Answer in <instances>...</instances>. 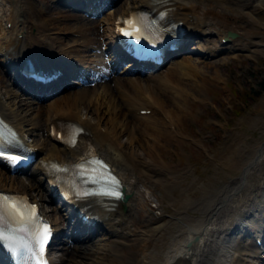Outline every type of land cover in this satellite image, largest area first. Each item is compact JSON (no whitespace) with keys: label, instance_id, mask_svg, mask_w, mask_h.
Segmentation results:
<instances>
[{"label":"bare ground","instance_id":"bare-ground-1","mask_svg":"<svg viewBox=\"0 0 264 264\" xmlns=\"http://www.w3.org/2000/svg\"><path fill=\"white\" fill-rule=\"evenodd\" d=\"M162 6L169 8L170 17L182 22L190 36L204 38L198 50L208 57L220 52L235 55L240 51L254 56L264 45V20L258 12L264 8V0H130L90 25L79 14L54 11L52 6L40 7L35 0H0V65L3 68L7 55L14 61L21 57L53 56L57 60L91 62L84 50L102 45L107 48L106 37L113 34L119 15ZM230 32L237 37H230L224 44L222 40ZM213 37L219 41L215 42ZM1 67L0 84L7 86V90L0 92V110L10 123L30 136L47 130L41 144L45 147L49 144L52 149H44L42 160L64 163L79 161L90 153L99 154L115 167L125 181L126 193L131 195L125 203L98 210L100 220L112 228L114 237L97 243L94 236H89L84 245L69 246L71 262L228 264V246L238 239L225 235L226 229L238 224L244 228L261 223L264 177L253 180V176L262 174L264 143L254 147L244 160L237 159V155L245 141L231 140L221 159L237 176H227L224 181L221 176L224 171L215 169L212 175L181 190L169 211L163 196L155 195L158 189L168 191L175 186L171 167L162 165L155 152L170 140H178L177 120L184 111V103L209 76L199 70L192 58L184 56L169 62L168 67L145 78L113 77L97 90H66L46 104L24 100L10 80L4 85L5 69ZM142 110L151 112L141 115ZM65 121L77 122L88 132L79 147L60 145L49 137L51 126ZM123 136L126 141L122 140ZM42 182V179H30L23 188L17 176H10L0 167V188L25 190L41 202L48 196L42 191ZM151 196L156 200V209L152 207ZM157 210L161 214H156ZM54 222L58 225V220ZM135 246L139 249L137 254H124L125 249ZM254 248L258 247L249 246L250 250H246L253 252Z\"/></svg>","mask_w":264,"mask_h":264},{"label":"rangeland","instance_id":"rangeland-1","mask_svg":"<svg viewBox=\"0 0 264 264\" xmlns=\"http://www.w3.org/2000/svg\"><path fill=\"white\" fill-rule=\"evenodd\" d=\"M128 1L130 0H122L120 5ZM35 2L40 7L51 6L48 0ZM258 12L264 20V8ZM214 41H219V38L215 37ZM187 57L192 58L199 70L209 76L199 85L200 89L197 87L192 91L193 94L184 103V111L177 120L180 127L178 140H170L155 152L162 165L170 166L173 172V189H158L155 194L163 196L164 206L168 211L173 201L182 194L181 190L196 180L212 175L215 169L224 171L221 173L224 181L227 176L235 177L237 173H233L227 162L224 163L221 159L231 140L237 138L245 141L237 155V159L244 160L252 154L254 147L264 143V45L254 56L240 51L235 55L218 53L210 58ZM6 90L0 84V91L5 93ZM255 93L258 96L255 97ZM126 139V136L122 137L123 141ZM162 158H165L164 161ZM261 172V175L254 174L253 180L264 177V166ZM25 183L28 181L25 180ZM147 196L150 197V194ZM258 198L261 199L260 195ZM151 200L152 207L156 209L157 203L153 196ZM155 213L159 215L161 211L157 210ZM104 238L107 235L96 237L95 242H102L100 240ZM138 252L137 246L124 250L126 255ZM63 254L65 264H71L66 251ZM114 264L120 262L115 261Z\"/></svg>","mask_w":264,"mask_h":264},{"label":"snow or ice","instance_id":"snow-or-ice-1","mask_svg":"<svg viewBox=\"0 0 264 264\" xmlns=\"http://www.w3.org/2000/svg\"><path fill=\"white\" fill-rule=\"evenodd\" d=\"M126 24H132V21H125ZM138 31V29H135ZM125 36H132L131 31H123ZM8 149L0 144V157L7 158L8 161L15 166L16 163H19L23 157L18 155H7ZM93 183L96 181L93 180ZM108 183L111 185L110 190H102L99 194L113 196L119 198L120 193L116 190L119 186V182L112 178ZM12 201L11 207L16 209L19 206H24L30 209V212L25 217L23 213H20L21 219L16 221L18 225L16 228H12L9 224V231L13 235L5 236L4 228L2 227L5 221V207L7 202ZM19 202V203H17ZM38 217L36 215V209L34 205L27 204L26 198L20 197H9L7 195L0 194V241H6L9 243L13 252L17 250L18 247H23L30 254L33 264H46L44 259L46 246L51 238L52 229L47 223L37 224L36 221ZM28 225H32L31 229L28 228ZM17 232H26L29 239L24 240V237L17 238L14 234ZM32 244H35V248L32 247Z\"/></svg>","mask_w":264,"mask_h":264},{"label":"trees","instance_id":"trees-1","mask_svg":"<svg viewBox=\"0 0 264 264\" xmlns=\"http://www.w3.org/2000/svg\"><path fill=\"white\" fill-rule=\"evenodd\" d=\"M263 88H264V84H263ZM258 96L256 93H255V97Z\"/></svg>","mask_w":264,"mask_h":264},{"label":"water","instance_id":"water-1","mask_svg":"<svg viewBox=\"0 0 264 264\" xmlns=\"http://www.w3.org/2000/svg\"><path fill=\"white\" fill-rule=\"evenodd\" d=\"M231 36L235 37L236 35L235 34H231Z\"/></svg>","mask_w":264,"mask_h":264}]
</instances>
